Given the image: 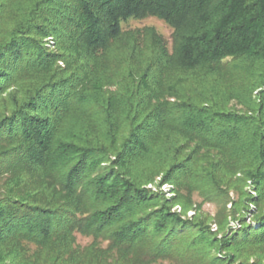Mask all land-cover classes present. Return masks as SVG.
Listing matches in <instances>:
<instances>
[{
  "label": "trees",
  "instance_id": "16d2710c",
  "mask_svg": "<svg viewBox=\"0 0 264 264\" xmlns=\"http://www.w3.org/2000/svg\"><path fill=\"white\" fill-rule=\"evenodd\" d=\"M236 173L255 226L170 211ZM263 208L264 0H0V264H264Z\"/></svg>",
  "mask_w": 264,
  "mask_h": 264
},
{
  "label": "rangeland",
  "instance_id": "374dc122",
  "mask_svg": "<svg viewBox=\"0 0 264 264\" xmlns=\"http://www.w3.org/2000/svg\"><path fill=\"white\" fill-rule=\"evenodd\" d=\"M3 26V25H2ZM125 28H142L144 26L153 27L166 41L167 45H171V28L167 26L162 20L155 17H146L144 19H130L127 23L123 24ZM47 37L46 46L54 49L53 40ZM58 65L63 66V62L59 61ZM161 176H157L152 182L147 183L145 187L152 192L161 194L165 199L170 200L178 193V189L174 184L169 182H161ZM241 173H236L222 183L221 190H208L206 196L201 195L199 192L194 191L191 195L193 205L183 211L181 204H170L169 209L171 212L180 214L183 218L204 217L207 219L209 230L215 234V237L220 239L223 235L230 234L239 229L243 225H252L254 214L257 213L255 202L250 199L258 196L255 189L254 182L247 179L245 182L242 180ZM239 205L238 203L240 201ZM264 209V208H263ZM225 215V224L219 226V219ZM91 237H86L80 234L76 235V242L81 245H87L91 242ZM105 242L102 246H105ZM259 251V250H258ZM260 252V251H259ZM254 256H251L252 258ZM159 264H180L177 259H167L160 261Z\"/></svg>",
  "mask_w": 264,
  "mask_h": 264
}]
</instances>
